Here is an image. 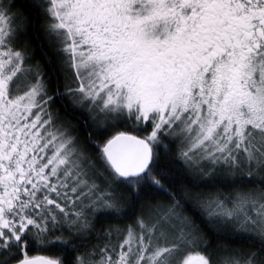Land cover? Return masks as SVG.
<instances>
[{
    "label": "snow or ice",
    "instance_id": "snow-or-ice-1",
    "mask_svg": "<svg viewBox=\"0 0 264 264\" xmlns=\"http://www.w3.org/2000/svg\"><path fill=\"white\" fill-rule=\"evenodd\" d=\"M15 7L0 0V264H63L29 249L77 243L74 264H264V0H47L52 92L18 47ZM65 97L98 128L132 131L90 139L91 155L51 110ZM165 139L188 167L226 168L234 191L168 193L100 231L128 217L145 182L168 192ZM189 208L221 239L230 228L260 248H213Z\"/></svg>",
    "mask_w": 264,
    "mask_h": 264
},
{
    "label": "trees",
    "instance_id": "trees-1",
    "mask_svg": "<svg viewBox=\"0 0 264 264\" xmlns=\"http://www.w3.org/2000/svg\"><path fill=\"white\" fill-rule=\"evenodd\" d=\"M16 7L13 12L17 15V22L26 27V34L21 35L18 47L26 46L31 50V59L34 63L41 65L45 72V79H49V90L54 91L55 78L49 70L48 58H51L53 63H58L56 53L55 38H47L44 31L48 22L43 9L47 5V0H13ZM39 3V7H37ZM59 76L60 73L57 72ZM74 80L75 78L72 77ZM63 84V80H61ZM51 110L59 114L61 120H68L72 125V133L77 141L82 145L91 155H97L96 147L93 143H89L91 139L95 145H101L112 134L118 131H132L127 125L121 127H107L102 126L98 128L94 125L90 118L87 108L73 109L67 102V97L63 100H56L52 103ZM164 143L168 145L169 155L162 160L161 166L167 173V178L163 181L164 186L168 192L161 191L154 186H148L145 182L143 190L140 192L141 199L136 206L128 212V217L122 222H113L112 220L100 221L97 228L102 231L103 228L119 227L124 228L127 224H134L135 216L141 214L142 210L152 202L168 203V193H182L186 197L199 198L201 196H209L214 194H228L234 191V187L229 183L230 175H218L221 169L202 172L201 169L188 167L182 160L179 159L181 144L178 139H165ZM228 172V171H227ZM237 188L239 185L236 186ZM121 192L126 193L129 199L132 198V193L127 191L126 186H121ZM188 215L191 216L202 233L207 237L209 244L215 248L218 242H225L229 249H239L241 251H249L260 248V242L255 237L245 235H233L232 230L228 228L221 239L208 226L204 219L197 213L193 212L191 208L188 210ZM101 225L103 226L101 228ZM64 235L70 240H75V237L69 236L67 230ZM89 246L102 243L94 236L89 237ZM85 251V247L79 243L73 248H62L59 246H50L48 248H37L35 250L29 249V255H43L56 259H60L63 264H74L75 255Z\"/></svg>",
    "mask_w": 264,
    "mask_h": 264
},
{
    "label": "rangeland",
    "instance_id": "rangeland-1",
    "mask_svg": "<svg viewBox=\"0 0 264 264\" xmlns=\"http://www.w3.org/2000/svg\"><path fill=\"white\" fill-rule=\"evenodd\" d=\"M201 171L202 172H205V170L204 169H201ZM206 171H211V169H207ZM219 174L218 175H230L228 172H227V169L226 168H224V169H221V171L220 172H218Z\"/></svg>",
    "mask_w": 264,
    "mask_h": 264
}]
</instances>
